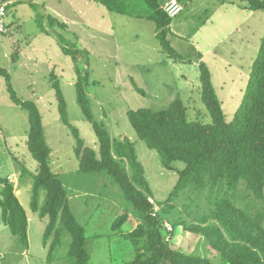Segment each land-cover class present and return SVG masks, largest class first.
<instances>
[{
    "label": "rangeland",
    "instance_id": "obj_1",
    "mask_svg": "<svg viewBox=\"0 0 264 264\" xmlns=\"http://www.w3.org/2000/svg\"><path fill=\"white\" fill-rule=\"evenodd\" d=\"M32 1L35 2L34 8L28 6V3L21 7V29L13 32L12 39L7 22L16 16V8L13 10V6H10L6 13L3 20L6 32L0 33V68L8 70L17 96L24 101L34 102L40 111L46 142L53 154L52 171L67 190L68 205L86 225L89 264H122L129 261L133 248L130 242L113 234L111 226L119 216L117 212L125 213L132 207L105 173L82 174L78 171V161L73 153L75 140L59 121L49 74L52 72L59 82L69 122L77 129L85 146L97 151L95 134L91 125L84 120L76 102L75 84L85 78L83 86L87 89L94 117L104 120L114 137H126L135 143L151 194L155 201L164 202L176 184L177 174L165 170L157 153L137 139L127 112L141 108L161 111L180 98L188 107L189 118L208 119L200 99L197 66L181 62L182 60L168 59L155 37V25L148 20L109 12L101 14L103 9L90 3L88 26H92L87 32L81 30L84 26L80 23L74 24L75 26L70 24L75 12L82 7L81 0ZM225 1L226 6L222 8L220 16L213 15L212 29L201 26L200 32H196L197 27L205 22L204 12L208 10L211 13L213 7L197 9L195 15L186 12L187 10L181 12L171 22V30L177 36L172 33L174 37L170 41L178 56L185 60L195 58L200 51L202 61L209 68L216 94L222 102L225 120L230 122L241 104L257 45L264 33V12L255 13L254 18L249 21L251 26L232 13V1H236L242 8L246 6L244 3L240 0ZM84 5L88 6L86 2ZM49 7H58L61 16L69 19L59 20L65 21L66 27L50 21L49 26H53L56 31L55 39L44 35L38 26V19L40 25L41 20L49 22L50 18L46 15L50 13L47 10ZM229 9L230 12H227ZM144 10L141 7L137 11ZM186 19L188 22H185ZM236 21H239L238 25ZM176 24H180V30L175 28ZM235 26L238 28L233 32L237 34H229V30H235ZM208 31L209 35L206 34ZM26 41H33L36 48L40 47L45 51L36 52L32 47L28 51H22ZM196 43L199 51L194 52ZM62 48L69 49V52L70 49L78 50L79 53L70 57L63 53ZM85 51L88 57L84 55ZM22 54L29 58L26 60ZM16 55L20 56L18 61ZM23 57L25 60H22ZM27 130L26 112L10 101L4 80L0 78V176L10 175L7 178L18 189L17 198L29 219L28 250H22L18 240L6 228L0 229V264H45L44 261H47L48 245H43L46 219L41 220L30 209L32 178L28 175L21 179L19 186L17 184L21 166L29 174H33L37 166L27 150ZM174 167L177 171L183 165L175 163ZM84 203L92 205V211L88 214L84 212V208L88 206ZM127 227L128 225L123 229ZM175 232L176 246L186 252H194L200 246V252L206 254L208 249L199 244L201 240L179 235L180 229ZM70 241L68 235L62 237V244L53 254L50 264L66 263ZM213 262L219 264V259L215 258Z\"/></svg>",
    "mask_w": 264,
    "mask_h": 264
},
{
    "label": "trees",
    "instance_id": "obj_2",
    "mask_svg": "<svg viewBox=\"0 0 264 264\" xmlns=\"http://www.w3.org/2000/svg\"><path fill=\"white\" fill-rule=\"evenodd\" d=\"M162 1L97 3L120 15H132L144 8L142 16L155 25L156 39L167 58L197 66L200 99L208 119L189 118L188 107L180 98L161 111L141 108L127 112L137 139L157 153L165 170L177 174L176 184L164 202L155 201L135 143L126 137H114L108 124L94 117L84 78L75 84L76 102L84 120L91 125L98 149L86 147L67 118L59 82L51 72L49 81L59 121L75 140L73 153L78 171L105 173L132 207L117 216L111 226L113 234L130 242L133 248L134 258L122 264H215V258L219 264H264V34L241 104L227 122L208 66L202 58L185 60L171 46L174 35L170 25L175 18L166 15V2ZM240 1L248 12H264V0ZM50 21L57 22L51 18ZM38 26L44 28L42 20L40 25L38 19ZM62 51L70 57L79 53L65 48ZM83 53L88 57L86 51ZM0 78L10 101L27 114L26 146L37 166L33 174L21 166L17 184L23 177L32 178L30 209L41 220L46 219L43 245H48V251L44 262H52L62 237L68 235L71 241L65 264H89L88 238L70 210L64 184L52 171V150L46 142L40 111L34 102L17 96L6 69L0 68ZM175 163H181L183 168L175 171ZM7 177L0 176V229L6 228L25 251L29 248L28 216L17 198L18 189ZM179 229V235L201 240L199 244L208 249V255L200 252V246L194 252L176 246L175 231Z\"/></svg>",
    "mask_w": 264,
    "mask_h": 264
},
{
    "label": "crops",
    "instance_id": "obj_3",
    "mask_svg": "<svg viewBox=\"0 0 264 264\" xmlns=\"http://www.w3.org/2000/svg\"><path fill=\"white\" fill-rule=\"evenodd\" d=\"M0 1H6V2H8L7 6H6V13H8V11L10 9V6H13V10L16 8L14 10V11H16V16L14 17V19L9 20L7 22L8 25H9L8 26V29L11 31L10 32L11 33L10 36H11V39H12L13 38L12 37L13 32H16V31L19 32V30L21 29V20H20V16H19V13L21 12V7H23V5H26L25 3H28L29 4L28 6L31 5V7L34 8L35 7V5H34L35 2H33V1L31 2V0H28L27 2H23L21 0H0ZM58 1H60V0H58ZM81 1H82V7L78 11L75 12L76 13L75 14V17L74 18L69 17V18H71L70 24L73 25V26H75L74 24L80 23V24H82L84 26V27L81 28V30L82 31L86 30L88 32L89 31V27L92 26V25L88 26V24H89L88 20L90 18V16L88 15L89 4L92 3L93 5H96L97 8H99V7L102 8L104 11L101 10L102 11L101 14H104L105 12H109V11H107L102 5H100L99 3H97V0H81ZM167 1H169V0H163L162 2L165 3ZM176 1H178L179 3L182 4V6H183V11L182 12H184L185 10H187L186 12H189L191 15H195V12L197 11V9H202V8L204 9L206 7H209V6L210 7H213V9L211 8V11H212L211 13H208V10H206V12H204V14L206 15V17H204V21L205 22L202 25H199L197 27L196 32L197 31L200 32L199 29H201V26H203L205 28L210 27L209 29H212L213 26H214V21L212 20L213 19V15L214 14H218L220 16V12L222 11V8L226 6L225 5V2H226L225 0H221V1L220 0H210V1H199V2L198 1H195V0H176ZM85 2L87 3L88 6H85L84 5ZM59 4H60V2H59ZM231 5L233 6V10H232L233 15L236 16V17H239L241 21L246 22L248 25H251L250 24L251 22H249V21H250V19L254 18V15H255L256 12H248L247 10H245L244 8H242L241 5H237L236 1H232L231 2ZM229 7H231V6H229ZM42 10H44V9L42 8ZM47 10L50 11V13L49 14H46V15H48L49 18L56 20L57 21L56 24L58 26H60L59 24L63 25L64 27L67 26V23L65 21H62V22L59 21L60 19H64V20H69V19L67 17L61 16V11L59 10L58 7H51V8L49 7ZM226 11L227 12H230V9L229 10H226ZM109 13H112V12H109ZM12 15H13V13H12ZM142 15H144L143 12L135 11V13H132V15H122V16H126V17H129V18H134V19H141V20L144 19V20H147ZM191 15H190V17H191ZM43 18H45V17H43ZM185 22H188V19H186ZM236 23H237L236 25H238L239 24V21H236ZM49 24H50V22H48V21H46V23L43 22V25H44L43 27L44 28L41 27L42 28L41 30L45 33L44 35H46L47 37H49V38L50 37L51 38L53 37L54 38V37H56V31L54 30L53 26L50 27ZM175 28L177 30H180V24H176L175 25ZM234 28H235V30H229L228 33L229 34H237V33H234V32L237 31L236 29L238 27L235 26ZM171 29L172 28H171V25H170V30ZM183 29L184 28H181V30H183ZM171 32L175 36H177L176 33H174L173 30H171ZM20 34L22 35V33H20ZM206 34L209 35L210 34V31L206 32ZM155 37H156V31H155ZM24 38H25V36H24ZM259 42H260V40H259ZM23 45H24V47L21 48L22 51H28V49H30V47L34 48V50L36 52H38V51H40V52L45 51V49H42L40 47L39 48H36L35 43L33 41H31L30 43H28L26 41V43L23 44ZM197 45H198V43L195 44V48L193 49L194 52L199 51L197 49ZM258 46H259V44L257 45V48H258ZM59 47H60V45H59ZM62 50H63V48H62ZM199 52H197L196 59L202 58L201 55L199 54ZM22 56H24V54H22ZM24 57L26 58V60L29 58L27 55L24 56ZM24 57L22 58V60H25ZM19 59H20V56L19 55H16V60L18 61ZM50 74H51V72H50ZM50 74H49V76H50ZM52 157H53V154L51 152V159H52ZM51 162H52V160H51ZM8 176H10V175H8ZM66 193H67V190H66ZM67 196H68V193H67ZM68 198H69V196H68ZM68 203H69V200H68ZM84 204H87L88 205V203H84ZM91 206H92L91 204H89L88 206H86L84 208V212L87 213V214H88V212H91L92 211V207ZM70 210H71L72 214L74 215L77 223L82 228H84L85 235H86V228H85L86 225L83 224L82 221L78 219V217H77V214L78 213L75 210H73L71 207H70ZM122 213L123 212H119V213L117 212L116 214H119L120 215ZM28 222H29V219H28ZM135 224L136 223L133 220V225L135 226ZM114 238H116V237H114ZM133 258H134V252H133V255L129 258V261H131Z\"/></svg>",
    "mask_w": 264,
    "mask_h": 264
},
{
    "label": "built area",
    "instance_id": "obj_4",
    "mask_svg": "<svg viewBox=\"0 0 264 264\" xmlns=\"http://www.w3.org/2000/svg\"><path fill=\"white\" fill-rule=\"evenodd\" d=\"M8 2L0 1V33L6 32L3 20L6 16V6ZM164 12L169 18H176L182 11L183 6L176 0H169L164 4Z\"/></svg>",
    "mask_w": 264,
    "mask_h": 264
}]
</instances>
